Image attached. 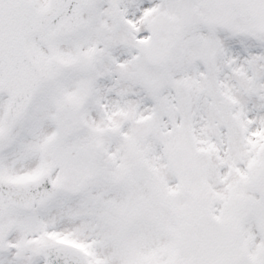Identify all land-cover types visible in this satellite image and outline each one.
<instances>
[{
  "label": "snow or ice",
  "instance_id": "snow-or-ice-1",
  "mask_svg": "<svg viewBox=\"0 0 264 264\" xmlns=\"http://www.w3.org/2000/svg\"><path fill=\"white\" fill-rule=\"evenodd\" d=\"M0 264H264V0H0Z\"/></svg>",
  "mask_w": 264,
  "mask_h": 264
}]
</instances>
